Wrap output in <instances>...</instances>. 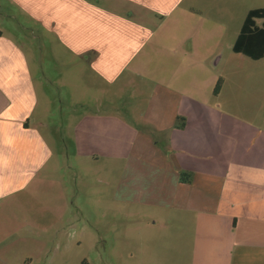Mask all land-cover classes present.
Listing matches in <instances>:
<instances>
[{"label": "crops", "instance_id": "0c3cea01", "mask_svg": "<svg viewBox=\"0 0 264 264\" xmlns=\"http://www.w3.org/2000/svg\"><path fill=\"white\" fill-rule=\"evenodd\" d=\"M10 1L29 14L18 26L30 34L15 40L3 20L18 17L0 8V264H77L72 247L60 240L75 217L60 198L67 188L62 144L54 142L58 126L46 122L47 105L41 114L38 107L39 87L62 81L55 69L52 79L36 73L43 69L32 61L41 54V35L83 57L74 64L77 75L65 79L70 91L77 76L91 97L104 84L138 82L139 115L89 110L69 124L75 163L112 160L128 167L117 196L140 207L121 208L126 217L147 221L137 242L175 246L180 264H264V110L253 105L243 115L235 109L239 99L228 95L234 77L251 103L264 101V58L234 52L247 15L263 9V0ZM165 32L181 42L171 45ZM227 34L235 58L246 60L227 62L223 74L214 70L223 49L192 43ZM69 100L79 99L70 94ZM162 233L168 238L158 239ZM97 254L106 264L116 258L109 249Z\"/></svg>", "mask_w": 264, "mask_h": 264}, {"label": "rangeland", "instance_id": "374dc122", "mask_svg": "<svg viewBox=\"0 0 264 264\" xmlns=\"http://www.w3.org/2000/svg\"><path fill=\"white\" fill-rule=\"evenodd\" d=\"M10 2V0H0L1 11H8L9 14L13 15L12 17L18 18L16 20L6 18L3 23L7 29L11 30L12 28L14 30L15 40L26 41L30 31L25 32L26 29L20 28L18 22L20 20L27 21L30 16L17 3ZM166 25L168 23H165L164 26ZM259 25H261V22H259ZM165 35L166 40L171 45H177L182 40L181 37H176L170 32L167 34L165 32L164 37ZM33 39L36 40L35 38ZM28 40H31V37ZM198 40L195 39V41ZM231 42L232 34H227L222 39L207 38L204 40L203 45L196 44L193 41L192 46L194 48L203 47L207 50L211 49V47L214 49L216 47L222 48L224 52L223 61L220 65L214 66V70L225 74L224 68L227 62L235 63L246 60L235 58L236 55L229 49ZM30 56L32 55L30 54ZM35 56L38 57L32 58V61L41 63L43 68L42 70L37 69V74L45 73L48 78L52 79L55 69V73L62 79L58 85L48 82L46 86L39 87V92L37 91L39 95L41 94V100L38 102L39 113L41 114L42 103L47 105L51 110V114L46 119V122L50 123V120H53L55 125L58 126L54 142H56V145L62 144V157L65 160V165L62 168L61 181L64 189L67 188L60 195V198L63 208L64 206H69L71 215L75 217L74 225L72 227L69 225L68 231L66 233L63 232L60 237L61 247L64 248L65 245L72 247V256L75 257L77 264H106L101 261L97 254H105L106 249H109L112 255L113 252L115 253L114 256L116 258L114 257L111 264H180L174 260L175 255H177L175 246L170 248L163 243L158 247L152 248L144 243L137 242L136 238H138L140 232L143 233L144 226L145 234H147V221L139 220L132 214L126 217L120 210L121 208L125 206L127 209H139L140 207L123 204L117 196L119 183H121L123 175L127 173L128 167L112 160H102L98 163H93L91 160H77V163H75L73 152L70 148L71 144L69 141L73 139L71 134H69V124L72 115H81V113L83 114L89 110H104L109 111V113L122 112L126 116H128V112L138 115L142 113L143 108L139 106L137 101L138 92L136 90L138 89L134 85L138 84V82H135V80L133 83L128 84L121 82V85L116 88L104 84L99 88H95V96L91 97V94L87 95L84 79L79 76H77L76 80L78 83L77 87H72V91H70L65 79L69 73L77 75L74 64L79 66L80 63L85 61L79 55L70 54L67 47L60 40L53 38L51 35L47 37L41 35V54ZM218 56L213 62L217 60ZM197 58L200 59V57ZM57 64L61 66L55 68ZM68 64L70 65L68 66ZM244 72L243 70L238 73L242 75ZM78 73L80 74L79 69ZM230 77H233V75L230 74ZM234 79L233 77L231 82L229 81L233 86H231L228 95L233 99H239L238 108L236 107L235 109L242 111L243 115L246 112L244 110L253 105L255 106L253 110H264V101L251 103L247 99L251 94L245 91L243 83L234 81ZM45 88L49 90V96L43 94L42 89ZM68 94H71L72 98L79 100L70 101ZM89 96L91 100L86 101ZM50 98L52 100L49 101L48 99ZM42 100L46 101L42 102ZM54 186L55 184L47 183L45 188L56 192ZM150 216L153 215L151 214ZM176 231L175 228L172 232ZM161 238H168V236L162 233L158 239ZM49 251L51 252L47 253V255L51 256L53 251L51 249ZM48 256L44 258V261L47 262ZM54 256H51L53 258L52 261Z\"/></svg>", "mask_w": 264, "mask_h": 264}, {"label": "trees", "instance_id": "16d2710c", "mask_svg": "<svg viewBox=\"0 0 264 264\" xmlns=\"http://www.w3.org/2000/svg\"><path fill=\"white\" fill-rule=\"evenodd\" d=\"M259 19L264 20V8L249 12L234 46V52L244 54L254 60L264 58V23L262 27H259L257 25ZM222 86L223 80L220 79L215 86L216 95L220 93Z\"/></svg>", "mask_w": 264, "mask_h": 264}]
</instances>
